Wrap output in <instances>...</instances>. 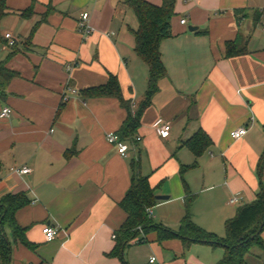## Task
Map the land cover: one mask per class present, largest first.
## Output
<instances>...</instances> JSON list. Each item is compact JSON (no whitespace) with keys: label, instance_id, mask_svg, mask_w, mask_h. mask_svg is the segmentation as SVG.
Wrapping results in <instances>:
<instances>
[{"label":"crops","instance_id":"0c3cea01","mask_svg":"<svg viewBox=\"0 0 264 264\" xmlns=\"http://www.w3.org/2000/svg\"><path fill=\"white\" fill-rule=\"evenodd\" d=\"M6 5L0 62L18 76L0 98V113L5 107L13 111L0 118V201L17 194L28 198L16 218L33 246L14 243L7 231L11 264H122L108 254L127 219L120 203L131 187L133 166L156 196L170 197L152 209L156 225L180 231L189 190L196 195L193 222L223 238L226 222L260 190L264 0H176L172 35L161 45L167 76L134 132L136 149L127 159L106 136L121 133L130 113L135 117L149 80V68L136 53L139 21L128 0H6ZM29 9L31 14H22ZM85 13L89 34L80 27ZM190 26L198 30L190 32ZM233 42L245 50L228 58L226 44ZM111 78L119 81L128 108L117 98L84 93ZM158 120L171 124L167 139L154 126ZM244 127L246 135L234 139L232 133ZM199 131L212 144L197 157L185 142ZM22 167L31 172L11 171ZM233 198L239 200L235 205L229 203ZM45 226L57 230L52 242L45 240ZM146 239L126 246V264H151L153 257L154 264H218L225 255L223 248L186 246L180 238L160 242L156 231ZM247 264H264V254L254 249Z\"/></svg>","mask_w":264,"mask_h":264},{"label":"trees","instance_id":"16d2710c","mask_svg":"<svg viewBox=\"0 0 264 264\" xmlns=\"http://www.w3.org/2000/svg\"><path fill=\"white\" fill-rule=\"evenodd\" d=\"M128 3L139 21V29L135 34L136 53L149 68L145 100L140 105L135 117H132L131 113L129 114L128 121L119 133V136L124 140H134V132L139 127L143 114L150 107L153 97L159 91L160 80L167 76V70L162 60L161 45L165 39L172 35L171 21L175 15L176 0H163L162 6L153 5L145 0H128ZM29 13L31 14V9L22 14ZM6 14H8L6 0H0V18ZM199 34L206 35L207 33ZM225 49L228 58L241 55L245 50L240 49L237 42L227 43ZM17 76L16 72L7 68L5 63L0 62V98L5 96L3 87ZM84 93L91 98H117L128 108L122 99L117 78H111L106 85L87 89ZM211 144L210 138L203 131L197 132L185 142V146L197 157L203 155ZM186 169L187 167H184L182 171ZM132 170L131 187L120 203L122 210L127 214V219L116 233V245L108 254L109 257L119 258L122 264H126L124 261L125 248L140 237L141 230L145 237L139 239L136 244L146 243V234L156 231L160 242L180 238L186 246L201 243L212 248H223L225 255L218 264H247V257L252 254L254 249H258L264 254V240L261 237L264 226L258 235L264 222V182L262 180L264 154L257 169L260 190L256 200L242 207L233 219L226 222L225 238H218L193 222L192 207L196 195L189 190H186V214L181 222L180 231L176 233L156 225L150 215L158 203L155 190L151 187L149 179L139 173L137 166H133ZM28 204L29 200L23 194L9 195L0 201V264H11L12 262L13 248L7 231H11L14 243H21L26 247L33 248L26 237L27 229L21 227L16 218L17 212Z\"/></svg>","mask_w":264,"mask_h":264},{"label":"built area","instance_id":"2783aa9c","mask_svg":"<svg viewBox=\"0 0 264 264\" xmlns=\"http://www.w3.org/2000/svg\"><path fill=\"white\" fill-rule=\"evenodd\" d=\"M260 14H261L262 18L264 19V8L260 10ZM82 19H83V21L80 24L82 32L86 33V34L91 33L92 29L88 24L89 14L88 13L83 14ZM181 23L183 25H186L188 23L187 18L182 19ZM5 38L7 39L8 45L10 47H14L16 45V40L10 33L6 34ZM70 92L72 94L76 93L75 90H71ZM12 113H13V111L11 108L5 107L2 109V111L0 113V118L1 119H7L12 115ZM154 126L158 130L160 137H162L163 139H167L170 136V133H171V124L170 123L164 122L163 120H158ZM246 133H247V129L244 127V128H241V129L234 131L232 133V137L236 140H239L242 137H244L246 135ZM106 138H107V141L110 145L116 147L119 155L123 159L129 158L130 153L132 151H135V149H136L135 140H124L119 136V134L117 135L115 133H109V134H107ZM141 141H142V138L140 136L136 138V142H141ZM11 171L13 173H18V174H23V175H27L31 172V170L28 167L13 168ZM238 201L239 200L237 198H233V199L229 200V203L232 205H235L238 203ZM150 215L152 216V211L150 212ZM42 232H43V235L45 236V240L47 242H52L57 237V230L51 226H45L43 228ZM144 237L145 236L143 234V231L141 230L140 231V237L138 239H136L133 243H137L139 239H142ZM113 239L114 240L116 239V234H114ZM155 261H156V259L153 257L150 260V263L154 264Z\"/></svg>","mask_w":264,"mask_h":264},{"label":"water","instance_id":"95a60500","mask_svg":"<svg viewBox=\"0 0 264 264\" xmlns=\"http://www.w3.org/2000/svg\"><path fill=\"white\" fill-rule=\"evenodd\" d=\"M197 30H198V27H193V26H190V27H189V31H190V32H196ZM169 199H170L169 196H163V195H157V196H156V200H157V201H167V200H169ZM263 226H264V222H263L262 226L260 227V229H259V231H258V235L262 232V230H263Z\"/></svg>","mask_w":264,"mask_h":264},{"label":"rangeland","instance_id":"374dc122","mask_svg":"<svg viewBox=\"0 0 264 264\" xmlns=\"http://www.w3.org/2000/svg\"><path fill=\"white\" fill-rule=\"evenodd\" d=\"M223 235H221V236H223V238H225V236H226V232H225V229H224V233H222ZM146 246V245H145ZM138 247H140V248H137V249H143L144 250V248H141V247H144V245H138ZM126 259H127V251H125L124 252V261L126 262Z\"/></svg>","mask_w":264,"mask_h":264}]
</instances>
